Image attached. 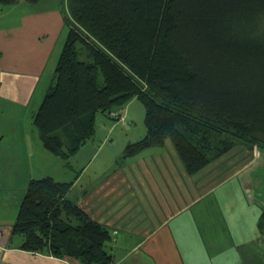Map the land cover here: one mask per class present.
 <instances>
[{
	"label": "trees",
	"instance_id": "obj_1",
	"mask_svg": "<svg viewBox=\"0 0 264 264\" xmlns=\"http://www.w3.org/2000/svg\"><path fill=\"white\" fill-rule=\"evenodd\" d=\"M66 8L53 80L32 114L41 145L64 165L94 137L97 113L117 120L134 97L145 133L123 157L169 140L192 174L237 142L264 149V0H66ZM71 185L28 181L12 225L19 247L114 264L113 234L67 196Z\"/></svg>",
	"mask_w": 264,
	"mask_h": 264
},
{
	"label": "crops",
	"instance_id": "obj_2",
	"mask_svg": "<svg viewBox=\"0 0 264 264\" xmlns=\"http://www.w3.org/2000/svg\"><path fill=\"white\" fill-rule=\"evenodd\" d=\"M66 12V0L0 5V264H80L23 250L12 234L28 181L46 175L72 181L67 196L110 229L114 264H264V186L248 184L244 174L251 148L189 174L166 140L133 157L122 151L107 169H89L115 128H132L127 105L119 119L96 121L92 141L99 144L81 146L74 155L81 151L85 165L65 177L61 158L41 145L32 114L50 84Z\"/></svg>",
	"mask_w": 264,
	"mask_h": 264
},
{
	"label": "rangeland",
	"instance_id": "obj_3",
	"mask_svg": "<svg viewBox=\"0 0 264 264\" xmlns=\"http://www.w3.org/2000/svg\"><path fill=\"white\" fill-rule=\"evenodd\" d=\"M59 1V0H57ZM65 31V28H64ZM63 31V33H64ZM47 79L45 78L44 81H46ZM53 80V72H52V76H51V80L50 83ZM37 97L36 95H34V98ZM33 100L31 101L30 106L32 105ZM130 108L131 110V117H129V122L132 125V128L130 130L126 129L125 125H119L118 128H115V130L113 131V133L111 135H109L108 139L105 140V144H101V146L99 147L97 153H96V157H93L91 160L87 161L86 164L88 166L89 169H96V167H100L102 170L107 169L109 167H111L113 165V163L116 161H118V155L123 151V147L126 143H128V141H133L138 139L139 137H141L144 133H145V125L143 122V115H144V105L142 103V101L140 99L137 98H131L125 105ZM29 115V110L26 112L25 114V118H27V116ZM103 119V120H111L112 119L106 117L105 115H103L102 113H97L96 115V121H98V119ZM36 132V130H35ZM94 138V137H93ZM113 138V139H112ZM93 139L89 140V145L87 148L91 147L94 149L98 144L99 141L97 139H94V141H92ZM113 140V142L111 141ZM112 142V143H111ZM242 143L237 142L234 147L232 149L229 150V154L227 155L229 156H239L238 159L245 157L247 154V148L244 145H241ZM256 147V148H254ZM252 147V153L250 156V161L247 162L245 165H247V171L244 173L245 175L250 174L248 176H246V179L250 178V181L247 180L248 184H256V185H260L261 187L264 186V171H262V167L264 166V149L263 148H257V146ZM86 148V147H85ZM242 154L240 155L239 153L241 152L240 149H242ZM84 150V149H83ZM244 151H245V155H244ZM46 152H48L46 150ZM79 151L77 154L79 156L80 155ZM99 152V153H98ZM47 154H50L47 153ZM73 155L70 159H69V165H64V162L62 163V168L65 170V172H67L65 177H67L70 172L74 173L76 171H78V169H80V167H82L83 165H85V157L81 156L77 157L78 155ZM112 154H114V156H112ZM237 154V155H236ZM244 155V156H243ZM55 156V155H53ZM243 156V157H242ZM60 158V157H57ZM233 159L235 158L234 156L232 157ZM120 160V159H119ZM116 165H114L115 167ZM239 167V164L236 166ZM61 168V169H62ZM245 168V170H246ZM76 170V171H75ZM71 173V174H72ZM229 173V172H228ZM66 179V178H64ZM264 190V187L262 188Z\"/></svg>",
	"mask_w": 264,
	"mask_h": 264
},
{
	"label": "built area",
	"instance_id": "obj_4",
	"mask_svg": "<svg viewBox=\"0 0 264 264\" xmlns=\"http://www.w3.org/2000/svg\"><path fill=\"white\" fill-rule=\"evenodd\" d=\"M110 114H111L112 116H117V115L119 114V111H112V112H110Z\"/></svg>",
	"mask_w": 264,
	"mask_h": 264
},
{
	"label": "bare ground",
	"instance_id": "obj_5",
	"mask_svg": "<svg viewBox=\"0 0 264 264\" xmlns=\"http://www.w3.org/2000/svg\"><path fill=\"white\" fill-rule=\"evenodd\" d=\"M57 5V4H56ZM65 6V5H64ZM52 7H54V5L52 6ZM62 7V6H61ZM63 9V8H62ZM63 20V19H62ZM55 63H56V61H55ZM55 65V64H54ZM103 120V119H102Z\"/></svg>",
	"mask_w": 264,
	"mask_h": 264
}]
</instances>
